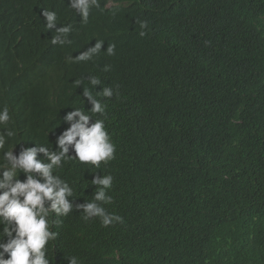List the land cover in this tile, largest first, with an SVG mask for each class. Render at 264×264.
Listing matches in <instances>:
<instances>
[{
    "label": "trees",
    "instance_id": "trees-1",
    "mask_svg": "<svg viewBox=\"0 0 264 264\" xmlns=\"http://www.w3.org/2000/svg\"><path fill=\"white\" fill-rule=\"evenodd\" d=\"M44 8L72 26L71 43H50ZM96 40L97 56L70 62ZM89 75L114 89L93 118L115 158L59 174L76 181V203L92 199L93 175L111 174L104 207L123 222L74 209L53 226L52 264H264V0H100L86 24L68 0H0V108L17 141L55 148L62 117L91 107Z\"/></svg>",
    "mask_w": 264,
    "mask_h": 264
},
{
    "label": "clouds",
    "instance_id": "clouds-1",
    "mask_svg": "<svg viewBox=\"0 0 264 264\" xmlns=\"http://www.w3.org/2000/svg\"><path fill=\"white\" fill-rule=\"evenodd\" d=\"M68 7L75 9L86 24L90 9L99 8L100 0H68ZM41 15L46 21L45 29L54 32L51 44L71 43L68 39L72 31L70 24L57 27V14L47 8ZM135 23L141 29L139 35L145 36L148 21L136 19ZM103 43L104 40H96L75 57L70 56V62L91 61L101 52ZM104 51L109 56L114 55L115 44H108ZM102 71H110V66L104 65ZM87 80L90 87H83V97L91 107L87 111L72 107L62 117L68 126L56 136L55 148L49 140L51 147L33 140L32 146L21 143L23 139L17 141V132L7 127L12 119L9 108H0V128L3 129L0 131V264H52L54 244L50 242L58 237L53 226L61 224L60 218L67 217L74 209L83 213V220L99 218L104 227L123 222L121 216L107 212L104 207L112 203V196L108 194L113 186L111 174L93 175L90 184L96 191L90 201L83 203L75 202L76 181L69 183L59 174L69 161L99 169L101 163L107 164L115 158L116 145L106 130L105 121L93 118L105 113L102 98H111L114 89L104 86L98 76L89 75ZM82 83L83 78L73 81L75 87ZM64 258L67 264H81L75 255Z\"/></svg>",
    "mask_w": 264,
    "mask_h": 264
}]
</instances>
